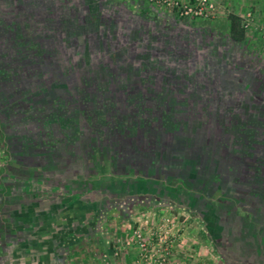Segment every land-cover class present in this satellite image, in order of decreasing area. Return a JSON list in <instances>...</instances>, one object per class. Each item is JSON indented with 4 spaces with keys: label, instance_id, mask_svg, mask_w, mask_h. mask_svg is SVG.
I'll return each mask as SVG.
<instances>
[{
    "label": "rangeland",
    "instance_id": "rangeland-1",
    "mask_svg": "<svg viewBox=\"0 0 264 264\" xmlns=\"http://www.w3.org/2000/svg\"><path fill=\"white\" fill-rule=\"evenodd\" d=\"M85 1L90 11L110 12L112 22L122 18L125 35L129 36L132 29L145 33L150 46L155 49L164 44L165 37L171 36L174 28V36L187 33L192 37L193 57L197 61L204 58L206 65L209 62V67L203 71L209 86L210 83L217 84L215 72H218V83L229 94L224 92V100L219 103H216V96L213 97L207 107L210 114L201 106L202 100L197 102L199 104L189 109L190 115H185L184 133L170 129L176 132L175 136L168 132L169 136L163 134V139L157 137L156 131H150L141 135L134 149L130 146L123 148V164L134 168L139 175L116 182V188L109 191L96 208L92 222L83 234L67 246L68 251L64 252L65 258L60 264H203L194 258V243H198L196 233L190 228L182 233L184 224L190 221L209 232L207 244L215 263L228 264L222 257V254L229 257L227 243L221 245L215 241L217 237L220 239L221 228L220 232L217 228L209 231L210 218L203 216L210 212L208 207L212 202L217 204L221 199L253 203L257 196L264 197L263 192L253 190L258 181L252 180H257L259 175L262 176L260 183H264V166H253L259 162V153L264 154V0H213L216 7L208 17L181 14V5L188 0ZM22 2L27 10L35 3H45L56 8L60 16L73 17L75 0ZM7 5L10 6L9 3L2 6ZM247 13H250V24L243 27ZM231 16L237 17V27L244 31L242 40L231 36ZM45 42L49 52H59V44L50 35L45 37ZM51 64L56 66L55 62ZM233 71L236 79L229 75ZM233 103L235 106H230L224 113V105ZM36 107L35 104L29 106L30 109ZM29 118L21 115L17 120L13 109L0 107V123L6 130L31 131L33 119ZM70 119L61 117L51 123L41 120L47 128V140L59 138L63 126L66 131L71 129L73 122ZM230 131L235 141L229 137ZM67 136L68 142L72 143L74 140L68 131ZM239 140L247 146L244 156L236 154L233 149V144ZM218 193L221 196H216ZM261 218L263 232L262 238L259 237L264 240L262 214ZM206 219L208 221L204 222ZM229 226L232 229L233 221ZM253 230L258 234L256 226Z\"/></svg>",
    "mask_w": 264,
    "mask_h": 264
},
{
    "label": "trees",
    "instance_id": "trees-1",
    "mask_svg": "<svg viewBox=\"0 0 264 264\" xmlns=\"http://www.w3.org/2000/svg\"><path fill=\"white\" fill-rule=\"evenodd\" d=\"M0 1L10 5H0V107L13 109L17 120L21 115L31 117V131L43 119L57 122L72 115V128L90 133L97 164L106 157L119 166L110 170L114 177L139 175L123 164V147L134 149L141 135L150 131H156L157 137L170 129L184 133L189 109L202 100L205 110L214 96L219 103L224 100L222 94L228 93L218 83V72L217 84L209 86L203 77L209 62L206 65L204 58L197 61L191 54L192 37L187 33L174 36L175 28L155 49L145 33L132 29L125 35L122 18L112 22L110 12L90 11L85 0H75L73 17L60 16L56 8L45 3H35L27 10L22 0ZM237 21V17H230L231 36L242 40L244 31L238 29ZM49 35L59 44L56 54L45 45ZM213 89L216 92H210ZM30 104L37 107L30 109ZM233 104L224 105L223 112ZM44 126L41 122L37 128ZM228 135L235 141L232 131ZM240 142L236 141L233 149L244 156L247 146ZM259 156L253 165L256 168L264 166V154ZM99 170L102 175L103 168ZM257 178H252L258 181L253 190L264 193L262 176ZM254 200L264 202V197Z\"/></svg>",
    "mask_w": 264,
    "mask_h": 264
},
{
    "label": "crops",
    "instance_id": "crops-1",
    "mask_svg": "<svg viewBox=\"0 0 264 264\" xmlns=\"http://www.w3.org/2000/svg\"><path fill=\"white\" fill-rule=\"evenodd\" d=\"M229 75L237 78L234 71ZM68 117L73 122L72 115L64 119ZM62 129L59 138L50 143L46 142L45 126L41 130L36 127L32 131H0V264H60L67 246L83 234L96 208L116 188V182L123 181L111 174L110 170L119 166L110 158L104 157L102 165L97 164L99 159L93 154L88 131L67 130L74 140L70 143L66 126ZM161 138L164 139L163 134ZM101 168L103 174L99 175ZM208 209L210 212L203 216L210 218L207 229L220 232L221 228L220 239L215 241L227 243L229 257L222 254L223 260L228 264H264V240L259 237L263 232L264 202L221 199L217 204L212 202ZM189 224H184L182 233L190 228L198 236L193 247L195 260L216 264L207 244L209 232L191 221ZM243 255L245 258L241 259Z\"/></svg>",
    "mask_w": 264,
    "mask_h": 264
},
{
    "label": "built area",
    "instance_id": "built-area-1",
    "mask_svg": "<svg viewBox=\"0 0 264 264\" xmlns=\"http://www.w3.org/2000/svg\"><path fill=\"white\" fill-rule=\"evenodd\" d=\"M178 5V2L175 1ZM216 4L213 0H188L184 5H181V14L189 16H205L214 13ZM250 24V13H247L243 27H247Z\"/></svg>",
    "mask_w": 264,
    "mask_h": 264
},
{
    "label": "flooded vegetation",
    "instance_id": "flooded-vegetation-1",
    "mask_svg": "<svg viewBox=\"0 0 264 264\" xmlns=\"http://www.w3.org/2000/svg\"><path fill=\"white\" fill-rule=\"evenodd\" d=\"M222 235H224V234H222Z\"/></svg>",
    "mask_w": 264,
    "mask_h": 264
}]
</instances>
